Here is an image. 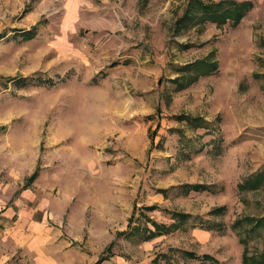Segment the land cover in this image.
<instances>
[{"label": "rangeland", "instance_id": "1", "mask_svg": "<svg viewBox=\"0 0 264 264\" xmlns=\"http://www.w3.org/2000/svg\"><path fill=\"white\" fill-rule=\"evenodd\" d=\"M232 1L0 0V264L264 259V0Z\"/></svg>", "mask_w": 264, "mask_h": 264}, {"label": "trees", "instance_id": "2", "mask_svg": "<svg viewBox=\"0 0 264 264\" xmlns=\"http://www.w3.org/2000/svg\"><path fill=\"white\" fill-rule=\"evenodd\" d=\"M194 4H196L201 9V16L198 19H211L215 22H217L219 25H222V23H225L227 21H231L233 25H237V23L241 20L244 13L251 8L252 2L249 1H241V2H234L232 0H221L218 2H205L202 0H193ZM186 15L183 17V19L188 16L189 11L185 13ZM190 15V14H189ZM195 17V16H194ZM199 66L203 67L206 71L205 74H208L213 69L216 68V65L214 62H208L206 60H201L197 62ZM180 86H185L184 83H180ZM153 141V140H152ZM264 180V174L262 172H257L254 176H251L247 178L246 180L242 181V183L238 184L239 190H246V189H256ZM186 186L187 190L191 189H197V185L193 186ZM147 210H153L155 209L154 206H146ZM172 215L175 217L176 220L172 222L170 225H163L152 222L153 229L148 230V234H145L142 239H149L156 234H162V233H168L171 231V229L177 228L179 225L178 223L185 220V218L188 216V214L179 213L176 211L172 212ZM264 221V218L258 219L257 225L262 223ZM130 222L128 221V225ZM242 254V260L241 264H263L264 259H259L258 257L254 255H250L248 252V249L245 247L243 249ZM206 259H211V256L208 254H204L203 256ZM104 260L102 257L98 260V262Z\"/></svg>", "mask_w": 264, "mask_h": 264}, {"label": "crops", "instance_id": "3", "mask_svg": "<svg viewBox=\"0 0 264 264\" xmlns=\"http://www.w3.org/2000/svg\"><path fill=\"white\" fill-rule=\"evenodd\" d=\"M10 213V212H9ZM8 213H2L0 214L1 217H8ZM78 261H69V262H63L62 264H77Z\"/></svg>", "mask_w": 264, "mask_h": 264}]
</instances>
